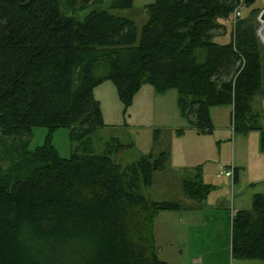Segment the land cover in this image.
Here are the masks:
<instances>
[{
  "label": "trees",
  "instance_id": "1",
  "mask_svg": "<svg viewBox=\"0 0 264 264\" xmlns=\"http://www.w3.org/2000/svg\"><path fill=\"white\" fill-rule=\"evenodd\" d=\"M257 1L153 0L138 26L115 13L133 0H0V132L18 139L26 164L17 176L0 167V264H169L156 219L182 204L142 191L166 168L168 152L126 166L118 156L127 146L116 139L94 152L91 135L105 121L93 90L111 79L129 105L144 83L175 88L189 122L204 131L213 129L210 107L231 104L234 131L260 130L264 149ZM241 4L247 12L231 38H217ZM103 66L108 72L96 75ZM35 126L69 128L81 145L63 157L49 136L28 150ZM184 187L204 199L213 186L197 178ZM231 255L264 261V193L252 210L232 212Z\"/></svg>",
  "mask_w": 264,
  "mask_h": 264
},
{
  "label": "rangeland",
  "instance_id": "2",
  "mask_svg": "<svg viewBox=\"0 0 264 264\" xmlns=\"http://www.w3.org/2000/svg\"><path fill=\"white\" fill-rule=\"evenodd\" d=\"M113 0H105L103 6H109ZM153 0H133L132 9L115 10V13L133 18L138 26L146 21V5ZM260 9L254 14L258 23V36L262 44L264 68V0H258L256 5ZM258 7V8H259ZM242 14L238 18L234 15L228 20L229 31L225 27L215 30V35L221 40H229L231 31L239 18L247 12L245 4L240 8ZM108 67L96 70V75H104ZM94 96L101 104L105 125L99 127L92 135L91 142L94 152H105L109 143L114 139L127 147L118 156V161L126 166L142 156L157 158L161 151L168 152L166 168L155 173L151 185L142 189L144 195L156 201L187 202L184 187L185 180L202 179L212 184L208 192V199H219L215 207L224 208L230 212L239 209L252 210L256 193H264V149L261 146V131L251 130L247 133L235 132L232 125V105H213L209 114L213 124L211 131H204L197 124L189 122L186 113L179 103V95L175 88L158 91L153 85L144 83L134 95L133 102L125 104L120 98L117 86L111 79L97 85L93 90ZM257 108H264L263 93L256 97ZM262 110V109H261ZM0 167L17 176L26 170V164L20 161L18 144L14 137L2 135L0 132ZM51 136L52 143L63 157H69L81 145L71 139L69 128H57L51 131L45 126L33 127L32 135L27 144L28 150H35ZM12 167V171L8 170ZM237 167L238 181L232 176L219 175L221 170ZM217 199V200H218ZM218 205V206H217ZM224 211V210H223ZM218 214L215 221L208 228V239L223 240L228 233L229 223H224V213ZM174 212V213H173ZM197 213L163 210L156 219L155 236L159 255L167 262L175 261L184 264L190 257L185 250L186 234L185 221L194 219ZM201 215H207L201 212ZM193 217V219H191ZM208 219L211 216H206ZM211 220V219H210ZM200 218L193 220L199 223ZM176 224L179 229L181 242L179 248L168 239L169 225ZM208 223V222H207ZM206 223V225H207ZM207 231V230H206ZM183 232V233H182ZM220 264H264L263 260H246L233 258L231 248L222 255ZM225 256H228V261Z\"/></svg>",
  "mask_w": 264,
  "mask_h": 264
},
{
  "label": "crops",
  "instance_id": "3",
  "mask_svg": "<svg viewBox=\"0 0 264 264\" xmlns=\"http://www.w3.org/2000/svg\"><path fill=\"white\" fill-rule=\"evenodd\" d=\"M186 199L187 202L183 204L181 203L182 204L181 207L177 209L169 210V211H183L185 214L187 212L197 213L194 219L193 217H191V219L195 220L197 218H200L199 223H194V224L192 223L193 220L188 222L184 220V223L186 224L183 226L187 228L186 231H189L185 237L184 247L188 255L190 256L185 258L184 264H220V261L218 262V259L220 257V259L223 260L224 253L219 256H217V253L220 254L221 252L223 251L225 252V250H229L231 248L232 212L229 213L226 206H224V208L215 207L216 205L215 203L219 202L218 198L209 200L208 197L204 199H194L192 197L187 196ZM221 211H223L224 213V217H223L224 223H229L228 225L229 230L228 233L225 234L223 243L221 240L217 241L215 238L211 240L208 239V234H209L208 228L211 226V223L215 224L214 223L215 217H220L218 216V214L221 213ZM201 212L207 214L206 216L210 215L211 220L208 219L205 215L202 216ZM178 226L174 223L171 226L169 225L167 233H168L169 241L172 244H174L176 247H178L180 251L181 242L177 239V237H180V235L178 234L179 233V229L177 228ZM226 259L228 261V256L227 257L225 256V261ZM175 260L176 259H173L172 262L169 261L168 263L178 264Z\"/></svg>",
  "mask_w": 264,
  "mask_h": 264
},
{
  "label": "built area",
  "instance_id": "4",
  "mask_svg": "<svg viewBox=\"0 0 264 264\" xmlns=\"http://www.w3.org/2000/svg\"><path fill=\"white\" fill-rule=\"evenodd\" d=\"M242 7V4L241 5H239L236 9H235V11H234V18L236 19V18H238L241 14H242V11L240 10V8ZM224 172L227 174V175H229V176H233V174H234V171L232 170V169H228V170H226V171H224V170H221V174H224Z\"/></svg>",
  "mask_w": 264,
  "mask_h": 264
},
{
  "label": "water",
  "instance_id": "5",
  "mask_svg": "<svg viewBox=\"0 0 264 264\" xmlns=\"http://www.w3.org/2000/svg\"><path fill=\"white\" fill-rule=\"evenodd\" d=\"M262 17H263V19H264V11H263V13H262Z\"/></svg>",
  "mask_w": 264,
  "mask_h": 264
}]
</instances>
